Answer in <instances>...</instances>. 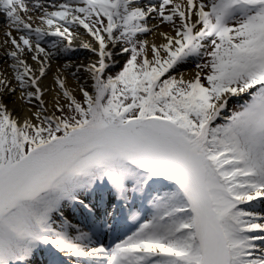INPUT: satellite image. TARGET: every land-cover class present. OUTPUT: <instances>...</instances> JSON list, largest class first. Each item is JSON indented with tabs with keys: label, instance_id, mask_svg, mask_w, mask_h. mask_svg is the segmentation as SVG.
Wrapping results in <instances>:
<instances>
[{
	"label": "snow or ice",
	"instance_id": "obj_1",
	"mask_svg": "<svg viewBox=\"0 0 264 264\" xmlns=\"http://www.w3.org/2000/svg\"><path fill=\"white\" fill-rule=\"evenodd\" d=\"M0 16V264H264V0H0ZM81 35L94 59L53 72ZM137 199L135 230L96 244Z\"/></svg>",
	"mask_w": 264,
	"mask_h": 264
},
{
	"label": "bare ground",
	"instance_id": "obj_2",
	"mask_svg": "<svg viewBox=\"0 0 264 264\" xmlns=\"http://www.w3.org/2000/svg\"><path fill=\"white\" fill-rule=\"evenodd\" d=\"M151 23H155V21H152ZM6 30L7 29H6L5 25L4 24H0V40H2L4 38L3 33ZM162 30L167 31L168 29L164 28ZM147 38L149 40L154 39V37H152V36H149ZM88 39L89 38L86 35H81L78 40L74 41V44L77 46L78 51L74 55H71V56H69L67 58L60 57L57 60H55L53 62V65H52L53 72H55V70L57 69V67H59L62 64L68 62L69 60L72 63H79V62H82V61H89L91 59H94V57H92L88 52H86L83 49H79V44H80L81 40L87 41ZM155 39H157V42H159V39L158 38H155ZM0 54H2V50H0ZM117 59L120 62L123 60V58L120 57L119 55L117 56ZM3 66L4 65H0V67H3ZM182 71H185L187 73H191V72L194 71V66L192 65V63H189V64L183 66ZM45 83H46V85L48 87H53L51 75L49 76L48 80L45 81ZM69 87L70 88H75L76 87V81L70 79V81H69ZM53 96H54V93L46 96V99L49 102H51ZM13 107H14V105L11 102H9V108L12 109ZM228 112H229V109H228ZM256 210H264V206L257 205L256 206ZM77 219H80L79 215H77ZM80 226L83 227V222L81 223ZM114 236L115 235H114L113 232L112 233H109V234H106V235H98L97 237H94V242L97 244L98 241H100V239H102L105 243H107L108 238L109 237L114 238ZM61 259L65 261V264H76V261L74 259H68V258H64V257H62ZM46 262H47V256H46V254H44V255L37 254L33 258V260H32V264H46Z\"/></svg>",
	"mask_w": 264,
	"mask_h": 264
},
{
	"label": "rangeland",
	"instance_id": "obj_3",
	"mask_svg": "<svg viewBox=\"0 0 264 264\" xmlns=\"http://www.w3.org/2000/svg\"><path fill=\"white\" fill-rule=\"evenodd\" d=\"M3 19L4 18L2 16H0V21H3ZM0 24H3V23H0ZM121 62H123V60ZM238 107H239V105L238 104H235L233 106L232 110L234 108H238ZM146 205H147V203L145 201H141V200L137 199L135 201V203L133 205H130L129 207H123V206H121V210L119 211L118 218H117L118 222L119 223H125L126 226H130L131 224H133L132 226H136L138 222L133 221L132 219H131V224L129 222V220H130V218L132 216V213L134 212V214L139 215L141 217V221L140 222H142L143 218L148 215V209L146 208ZM135 208H139V210H134ZM109 241H111V237L109 238ZM117 242H119V240L116 241L115 243H117ZM115 243H113V244L104 243L102 245L105 246V247L110 248Z\"/></svg>",
	"mask_w": 264,
	"mask_h": 264
},
{
	"label": "trees",
	"instance_id": "obj_4",
	"mask_svg": "<svg viewBox=\"0 0 264 264\" xmlns=\"http://www.w3.org/2000/svg\"><path fill=\"white\" fill-rule=\"evenodd\" d=\"M134 230H135V228H134L132 231H134ZM132 231H131V232H132ZM131 232H130V234H131Z\"/></svg>",
	"mask_w": 264,
	"mask_h": 264
}]
</instances>
